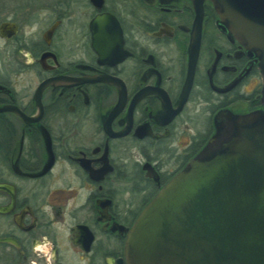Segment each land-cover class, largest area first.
Wrapping results in <instances>:
<instances>
[{"label": "flooded vegetation", "instance_id": "flooded-vegetation-1", "mask_svg": "<svg viewBox=\"0 0 264 264\" xmlns=\"http://www.w3.org/2000/svg\"><path fill=\"white\" fill-rule=\"evenodd\" d=\"M53 1L0 5V264H128L145 207L264 112L259 59L210 0L198 51L193 0Z\"/></svg>", "mask_w": 264, "mask_h": 264}, {"label": "water", "instance_id": "water-1", "mask_svg": "<svg viewBox=\"0 0 264 264\" xmlns=\"http://www.w3.org/2000/svg\"><path fill=\"white\" fill-rule=\"evenodd\" d=\"M192 2L198 51L205 0ZM210 2L230 35L258 57L264 106V0ZM229 118L233 135L214 138L219 148L191 161L134 222L128 264H264V112Z\"/></svg>", "mask_w": 264, "mask_h": 264}, {"label": "rangeland", "instance_id": "rangeland-1", "mask_svg": "<svg viewBox=\"0 0 264 264\" xmlns=\"http://www.w3.org/2000/svg\"><path fill=\"white\" fill-rule=\"evenodd\" d=\"M54 1L53 0H0L1 4H7L10 6H22L21 9H28L33 10L37 5L46 4L51 5ZM116 5L115 3H112ZM12 8V7H11Z\"/></svg>", "mask_w": 264, "mask_h": 264}]
</instances>
